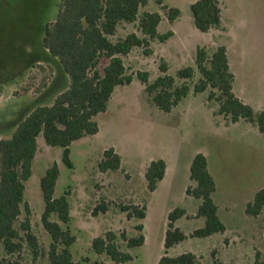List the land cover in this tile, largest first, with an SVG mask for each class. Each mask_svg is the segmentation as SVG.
Returning a JSON list of instances; mask_svg holds the SVG:
<instances>
[{
  "label": "rangeland",
  "instance_id": "rangeland-1",
  "mask_svg": "<svg viewBox=\"0 0 264 264\" xmlns=\"http://www.w3.org/2000/svg\"><path fill=\"white\" fill-rule=\"evenodd\" d=\"M61 1L0 0L2 137H10L34 108L53 103L69 83L57 59L42 44L45 25L55 20ZM195 1L148 0L147 6L141 8L140 16L146 11L160 13L163 20L159 32L172 35L166 40L151 39L148 46H135L122 56L126 73L133 80L116 88L108 109L97 117L101 132L87 135L70 146L73 167L64 163L62 147L48 145L43 135L38 137L32 175L25 183V199L32 209V226L43 253L34 258L26 248L22 253L23 264H51L48 257L51 237L41 221L45 204L40 180L55 162L60 168L55 197L67 193L70 203L67 226L77 238L72 246L77 264H88V260L158 264L166 252L168 214L176 207L188 212L177 223L187 238L172 247L169 254L191 251L201 264H254L257 253L264 258V209L257 216L246 212L248 203L264 188V132L251 122L234 123L219 114L217 100L208 97L211 88L191 93L172 111H163L152 102L146 84L138 76L139 72H148L153 82L161 74L163 61L167 62L171 75L192 65L196 68L194 77L177 80L189 83L193 90L201 77L196 66L197 48L204 47L211 54L224 44L238 72L237 89L244 93L249 104L264 108V0H219L223 21L209 32H202L195 25L191 11ZM166 6L181 10L176 21L168 20ZM131 32L145 36L137 20L122 21L111 38L118 41ZM146 48L151 52L147 53ZM107 63V59H102L99 68L102 70ZM110 146L121 155L122 167L103 172L99 163ZM196 151L208 158L217 184L213 197L226 225L224 233L208 237L191 236L194 229L204 225L205 219L196 217L200 200L189 197L183 186L187 181V163ZM159 157L169 163L173 186L168 180L150 191L145 173L150 162ZM102 202L108 203V210L94 214ZM121 204L146 205L147 215L144 219L130 217ZM25 215L24 211L22 218ZM140 223L144 225L143 231L137 228ZM108 230L118 234L119 245L132 254V260L116 262L93 249V239ZM122 232L128 236L143 232L144 245L129 247L121 237Z\"/></svg>",
  "mask_w": 264,
  "mask_h": 264
},
{
  "label": "trees",
  "instance_id": "trees-1",
  "mask_svg": "<svg viewBox=\"0 0 264 264\" xmlns=\"http://www.w3.org/2000/svg\"><path fill=\"white\" fill-rule=\"evenodd\" d=\"M147 4L148 0H62L55 20L45 25L42 44L49 55L57 59L69 83L55 96L53 103L39 105L30 111L10 137L0 136V247H3L0 264H23L22 253L26 248L34 258L43 253L40 239L33 230L32 209L25 199V183L32 175L38 137L43 135L48 145L62 147L64 163L73 167L70 146L87 135L99 132L100 125L96 117L108 109L115 89L133 80L126 73L122 56L129 54L135 46H148L151 39L166 40L172 35V32H159L163 20L160 13L146 11L140 16L141 8ZM165 8L170 22L180 17L179 8ZM191 11L196 27L202 32H209L222 23L219 0H196L191 4ZM137 20L144 37L131 32L118 41L112 40L111 36L117 33L122 21ZM146 52L150 53L151 49L146 48ZM102 59H107L108 63L101 70L99 65ZM196 66L201 77L193 90L189 83H179L177 80L193 78L196 68L192 65L181 67L176 75H171L167 62L163 61L160 64L161 74L153 82H150L148 72H139L138 76L146 84L145 90L152 102L163 111H172L191 93H201L211 88L208 97L217 100L219 114L229 117L234 123L246 120L264 132V109L256 110L234 91L235 75L225 45H219L211 54L206 48L198 47ZM216 90L220 91L219 94ZM121 167L122 157L115 147L106 148L99 163L100 170L106 172ZM166 169L164 159L150 162L145 173L150 191L156 190L158 183L165 177ZM59 175L60 168L55 162L40 180L45 204L41 221L51 237L48 257L51 264H77L72 252L77 238L67 226L70 222L67 193L55 197ZM190 177L196 185L188 186L186 193L201 200L196 217L205 219L204 225L194 229L191 236L208 237L224 233L226 225L219 216L218 205L213 197L217 184L209 171L208 158L204 153L198 152L194 156ZM120 207L130 217L144 219L147 215L146 205L121 204ZM263 209L264 188L248 203L246 212L257 216ZM107 210L108 203L102 202L96 206L94 214ZM24 211L26 215L22 218ZM185 216V208L176 207L169 212L164 239L166 252L159 258L158 264H201L194 252L177 255L168 252L187 238L186 232L176 225ZM137 228L143 231L144 225L140 223ZM121 237L129 247L142 246L146 240L143 232L136 236L122 232ZM92 247L98 254L106 253L116 262L133 259L130 252L121 248L118 234L113 230L95 237ZM88 262L107 264L104 260ZM254 264H264L260 253L256 254Z\"/></svg>",
  "mask_w": 264,
  "mask_h": 264
},
{
  "label": "crops",
  "instance_id": "crops-1",
  "mask_svg": "<svg viewBox=\"0 0 264 264\" xmlns=\"http://www.w3.org/2000/svg\"><path fill=\"white\" fill-rule=\"evenodd\" d=\"M222 12H223V9H222ZM222 17H223V13H222ZM223 21V20H222ZM246 26V25H245ZM245 26H241V27H244V30H246V28H245ZM160 27V26H159ZM221 45H224V44H221ZM226 46V45H225ZM227 47V46H226ZM227 52H228V57H229V61H230V66H231V69H232V71H233V73H234V75H235V80H234V91H235V93H236V95L238 96V97H240L242 100H244L246 103H249L248 101H246L245 99H246V97H245V95H244V93L243 92H241V91H239L238 89H237V87H236V82H237V79H238V72L236 71V70H234V68H233V63H232V60H231V58H230V55H229V49H228V47H227ZM116 90V89H115ZM115 92V91H114ZM113 95H114V93H113ZM112 95V96H113ZM112 98V97H111ZM111 101V100H110ZM110 103V102H109ZM256 110H263L264 108H261V109H258V108H256L252 103H250ZM108 107H109V105H108ZM101 114V113H100ZM99 114V115H100ZM98 115V116H99ZM97 116V117H98ZM97 117H96V120L98 121V119H97ZM98 123H99V125H100V130H99V132L98 133H100L101 132V130H102V126H101V124H100V122L98 121ZM98 133H96V134H98ZM95 135V134H94ZM82 139V138H81ZM80 139V140H81ZM76 142V141H75ZM198 152L196 151V152H193L192 153V157L189 159V161H188V163H187V181H185L184 182V184H183V186H184V190H185V192H186V190H187V188H188V186H195L196 185V183H195V181H193L192 179H191V177H190V170H191V164H192V161H193V158H194V156L197 154ZM203 153V152H202ZM155 159H164L165 161H166V163H167V169H166V174H165V177L158 183V186L161 184V183H163L164 181H170V184H171V186H173V179L172 178H170V173H169V163H168V161L164 158V157H159V158H155ZM155 159H153V160H155ZM122 162H123V160H122ZM208 167H209V161H208ZM209 171H210V168H209ZM212 174V173H211ZM214 177V176H213ZM157 186V187H158ZM188 195V194H187ZM189 197H191V198H195V197H193V196H191V195H189ZM197 199V198H196ZM198 200H200V199H198ZM201 204V200H200V203H199V205ZM199 207V206H198ZM198 210V209H197ZM197 210H196V212H197ZM218 212H219V207H218ZM188 213V212H187ZM182 218H184V217H182ZM182 218H180L177 222H176V225H177V223L182 219ZM199 218H203V217H199Z\"/></svg>",
  "mask_w": 264,
  "mask_h": 264
}]
</instances>
